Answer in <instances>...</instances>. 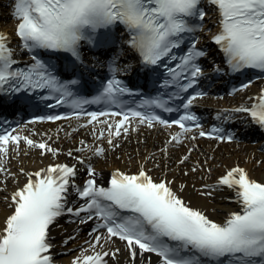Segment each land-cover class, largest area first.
<instances>
[{"label":"snow or ice","instance_id":"6c2138e0","mask_svg":"<svg viewBox=\"0 0 264 264\" xmlns=\"http://www.w3.org/2000/svg\"><path fill=\"white\" fill-rule=\"evenodd\" d=\"M208 3L218 16L219 31L213 36V41L231 71L255 69L264 72V0H208ZM205 15L202 0H13L15 35L23 49L32 53V63L24 68L14 67L17 60L9 46L10 37L0 32V102L18 93L47 90L58 94L59 104L71 98V106L75 109H82L83 104L88 103L119 106V97L130 93L115 77L119 71L115 59L110 65L113 78L100 95L89 101L74 97L72 89L78 84L77 80H60L54 74V66L39 58V51L43 50L67 53L74 63H82V44L94 48L109 46L112 43L111 30L118 25L129 33L127 43L139 54L145 66L166 69L168 78L160 87L176 89L169 99H183L181 93L193 89L203 76L198 61L206 53L197 48L195 39L183 56L178 58L174 50L181 48L186 35L202 30L203 25L197 22L204 21ZM174 61L177 63L169 67ZM216 71L221 69L216 68ZM249 86L245 84L238 91ZM39 98L52 99V96L41 95ZM198 98H202V94L192 95L183 108H190ZM250 99L253 100L251 106H242L235 111L247 113L254 124L264 129V92ZM140 107L164 112L174 110L168 106V100L161 99L145 100ZM87 115L89 123L106 125L107 143L114 147L118 146L113 144L114 138L120 137L122 130L126 134L132 120L149 128L155 124L168 128L173 126L159 115L137 110L90 112ZM102 116L121 118L109 123L101 120ZM66 118L69 117L48 119ZM196 121L195 115L186 113L174 123L187 133L191 128L185 122ZM196 127L200 125L197 123ZM223 133V128L213 127L210 132L201 130L199 136L221 143L233 142L234 135ZM181 135H173L171 142L183 143ZM196 138L191 137L193 140ZM98 139H105L103 131ZM21 141L30 148L43 150V153L58 154L47 143H36L6 131L0 134V155L8 154L10 144L18 149ZM104 151L99 147L94 154L103 156ZM188 159L186 155L180 163L184 164ZM80 163L84 161L80 160ZM3 171L0 167V172ZM191 171L195 172L197 168ZM76 175L75 167L63 164L28 175V182L12 194V212L0 229V264H54L50 254V228L66 213L76 217L87 213L81 223L97 218L103 223L96 231L104 228L107 232L106 237L94 236L93 254H82L74 264H107L105 257L115 258L120 250L110 253L95 249L97 245L103 246L102 240L109 243L113 238L126 243L133 264L138 255L144 254H154L159 258V264H264V182L252 179L242 167L227 170L218 179L217 188L201 192L202 196H211L220 188H226L235 193L239 209L222 222L190 207L178 194L184 191V185L174 190V181H156L143 168L136 174L116 171L109 186L98 184V174L91 167L88 169L91 178L83 187L73 183ZM71 191L85 201L76 210L68 207Z\"/></svg>","mask_w":264,"mask_h":264},{"label":"bare ground","instance_id":"6f19581e","mask_svg":"<svg viewBox=\"0 0 264 264\" xmlns=\"http://www.w3.org/2000/svg\"><path fill=\"white\" fill-rule=\"evenodd\" d=\"M8 2L9 0H0V31L7 34L16 26L12 7L8 6ZM263 86L264 84L254 85L238 97L225 99L223 102L219 100L218 105L233 108L251 106L253 100L250 97L254 98ZM96 128L82 129L75 122L23 128L19 136L32 139L36 143H47L56 149L58 154L53 156L50 152L43 153V150L30 148L21 141L18 149L11 145L6 156L0 155V166L4 169L0 172V229L4 227L6 217L12 212V194L28 182V175L49 165L75 166L80 172V177L85 178L88 175L87 166L91 165L98 174L100 184L109 180L116 171L133 174L143 168L156 181H174V190L184 185V191L178 194L190 207L204 211L217 222H222L231 212L238 210L234 193L226 188H220L211 196H202L201 192L217 188L220 176L236 166L248 171L252 179L264 182V157L251 146H236L226 150L225 145L218 141L207 142L191 138L185 143L177 144L171 142L169 131L143 128L128 129L126 134L122 130L121 136L114 138L113 144L118 145L114 147L107 143L106 125L101 124ZM101 131L104 132L105 139H98ZM99 147L105 149L100 158L94 154V150ZM164 149L166 151H163ZM186 155L189 159L181 164L180 160ZM80 160L84 163L81 164ZM192 168H197V171H191ZM205 185L208 187L205 188ZM80 220L69 214L65 220L57 222L52 228L51 235L57 245V253L64 254L60 258L61 264H74L82 254H93L94 236L106 237L101 232L94 231L90 221L81 223ZM101 243L103 246L97 245L96 251L111 253L116 249L120 250L115 258L105 257L107 264H133L126 243L113 239L109 243H104L103 240ZM134 264H159V260L144 254L138 255Z\"/></svg>","mask_w":264,"mask_h":264}]
</instances>
